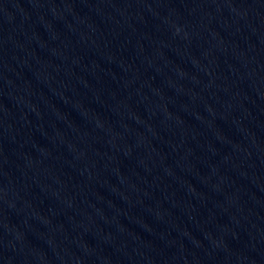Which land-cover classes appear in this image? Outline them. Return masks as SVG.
<instances>
[{"label": "water", "instance_id": "95a60500", "mask_svg": "<svg viewBox=\"0 0 264 264\" xmlns=\"http://www.w3.org/2000/svg\"><path fill=\"white\" fill-rule=\"evenodd\" d=\"M0 264H264V0H0Z\"/></svg>", "mask_w": 264, "mask_h": 264}]
</instances>
